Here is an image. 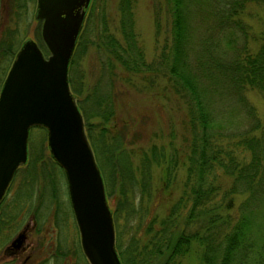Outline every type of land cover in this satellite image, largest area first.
I'll list each match as a JSON object with an SVG mask.
<instances>
[{
	"label": "trees",
	"instance_id": "16d2710c",
	"mask_svg": "<svg viewBox=\"0 0 264 264\" xmlns=\"http://www.w3.org/2000/svg\"><path fill=\"white\" fill-rule=\"evenodd\" d=\"M245 1L165 0L169 42L156 59L147 61L134 31L132 0H121L119 35L109 29L105 14L104 23L94 28L100 75L84 86L81 80L73 82L68 73L70 86L79 95L77 105L106 194L117 191L119 196L112 215L123 264H180L177 257L193 241L202 248L197 264H264V123L244 94L248 88L264 94V24L261 41L251 52L247 34L239 33L246 31ZM87 16L79 39L93 23V9ZM8 48L0 46V84L14 56ZM73 60L71 56L69 67ZM116 68L133 74H163L171 91L187 106L182 190L158 219L157 213L148 218L152 166L166 164L162 189H167L175 178L177 155L173 151L165 156L161 147L149 144L140 147L135 163L128 126L107 125L114 113ZM228 102L242 107L251 120L248 127L232 120ZM220 174L233 177L228 187L217 183ZM244 192L246 196L235 207L233 195ZM12 220L10 213H0V239L3 227ZM74 264H80V259Z\"/></svg>",
	"mask_w": 264,
	"mask_h": 264
},
{
	"label": "rangeland",
	"instance_id": "374dc122",
	"mask_svg": "<svg viewBox=\"0 0 264 264\" xmlns=\"http://www.w3.org/2000/svg\"><path fill=\"white\" fill-rule=\"evenodd\" d=\"M120 1L90 0L81 29L84 30L87 27V15L92 9L93 23L89 24V30L84 38L79 39L78 34L71 54L74 60L70 67L68 64L70 69L68 73L73 82L82 81L84 86H87L100 75L102 66L99 61V39L95 30L99 28V24L104 23L101 17L105 14L107 26L119 35ZM131 9L134 31L138 44L144 52L145 60H154L169 42V22L165 0H132ZM36 10L37 0H0V46L7 44L10 47L8 50L13 51L15 55L23 41L32 38L47 54L40 35L41 20L36 17ZM242 19L247 32L239 33H242L241 37L247 34L246 42L249 50L253 52L261 41L264 1L246 0ZM11 62L7 64L5 75ZM115 70L112 90L115 97L114 113L107 121V125L128 126L127 137L133 141L132 145H129L135 148L133 157L135 163L138 161L140 147H147L149 144L161 147L165 156H169L173 151L177 155L178 166L175 178L167 189H162L166 164L152 166L153 192L148 202L150 212L148 218L157 213L158 219L164 215L166 206L182 190L186 172L185 137L189 135L186 125L187 106L176 93L171 91L170 82L163 74L150 71L133 74L124 69L116 68ZM1 85L2 83L0 88ZM70 88L75 96L71 86ZM244 94L247 101L254 107L261 123H264V94L256 88H248ZM78 97L79 95L75 96L76 102ZM236 104L228 102L227 106L225 103L227 110L232 109L231 113H228L229 116L239 127H248L251 123L250 118L245 115L242 107ZM90 120L95 123L91 116ZM95 128L96 126H94L93 134L97 132ZM259 130L254 132L257 133ZM54 161L48 145L46 129L40 125L31 126L28 135L27 160L15 170L2 202L6 212L13 215V220L5 225L6 229L4 233L2 232L0 264L5 258L13 259L12 264H22V258L25 256H28L29 260L32 258V261H46L45 264H74L78 259L80 264H90L81 248L80 234L71 205L65 171ZM232 180L233 177L230 175L220 174L217 177V183L222 186L228 187ZM245 196V192L233 195L235 207ZM118 197L117 191L106 194L111 215ZM52 198L55 199L51 201ZM21 217L24 218L21 219ZM121 223L123 225L124 221L122 220ZM19 234L18 244L20 245L13 249L11 241L15 239L13 236L17 237ZM201 249V245L193 241L190 249L183 255H179L177 260L180 264H197ZM78 250L80 253H77ZM57 256L60 258L57 259Z\"/></svg>",
	"mask_w": 264,
	"mask_h": 264
},
{
	"label": "water",
	"instance_id": "95a60500",
	"mask_svg": "<svg viewBox=\"0 0 264 264\" xmlns=\"http://www.w3.org/2000/svg\"><path fill=\"white\" fill-rule=\"evenodd\" d=\"M90 0H38L47 54L28 38L16 51L0 88V199L27 160L29 128L47 130L63 168L82 251L90 264H122L104 182L68 82V64Z\"/></svg>",
	"mask_w": 264,
	"mask_h": 264
},
{
	"label": "flooded vegetation",
	"instance_id": "af4514ba",
	"mask_svg": "<svg viewBox=\"0 0 264 264\" xmlns=\"http://www.w3.org/2000/svg\"><path fill=\"white\" fill-rule=\"evenodd\" d=\"M38 1V0H37ZM39 19V18H38ZM41 20V24H42V19H40ZM40 35H41V26H40ZM38 43V42H37ZM10 184V183H9ZM8 188H9V185H8V187H7V189H6V191H5V193H4V196L6 195V192H7V190H8ZM4 196L0 199V213L2 212V211H6V209H5V207L4 206H2V202H3V198H4ZM8 205V204H7ZM6 206V205H5ZM24 217H21V219H23ZM2 219H4V218H2ZM4 229H6V226L5 227H3V231H4ZM18 229V228H17ZM2 231V232H3ZM4 233V232H3ZM13 237H15V239L14 240H12L11 241V246H13V249H14V247H17V246H19L20 244H18V242H19V240H20V234L16 237V236H13ZM9 250V249H8ZM14 260L13 259H11V260H6V258L1 262V264H12V262H13ZM22 264H39V260L38 261H32V258L29 260L28 259V256H25V257H23L22 258Z\"/></svg>",
	"mask_w": 264,
	"mask_h": 264
}]
</instances>
